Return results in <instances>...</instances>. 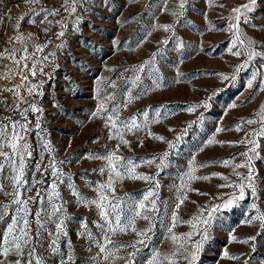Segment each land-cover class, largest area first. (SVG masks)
<instances>
[{"label":"rangeland","instance_id":"rangeland-1","mask_svg":"<svg viewBox=\"0 0 264 264\" xmlns=\"http://www.w3.org/2000/svg\"><path fill=\"white\" fill-rule=\"evenodd\" d=\"M179 2L86 0L78 2L76 13L70 14L61 7L64 0L31 3L0 0V141L10 139L12 123H16L18 131L20 124H27L28 131L22 135L32 150V157L26 158L29 180L43 178V187L47 188L53 179L51 170L43 177L41 172L53 160L67 174L58 191L61 202L67 201L68 235L60 237V254L54 255L48 248L49 239L45 234L43 247L37 246L36 250L44 264H60L61 256L68 255L72 256L68 264H125L129 252L134 253L132 264H147L154 250L170 253L173 249L165 236L168 235L166 229L171 226L177 197L184 194L177 192L182 178L192 190H186L187 199L179 209V219L173 228L177 235L197 230L202 234L205 226L194 220L199 215L198 210L223 203L237 190L219 185L239 183L241 177L247 175L248 168L235 169L240 176L235 175L234 165L245 162L240 154L248 151L251 145L228 142L245 139L246 133L259 132L262 127L257 113L264 105V91L260 90L264 82V60L257 57L237 72V66L245 62L246 56L237 57L229 52V48L238 50L239 45L233 48L232 33L225 29L230 23L232 8L248 0H186L184 9L179 8ZM42 9H60V14L48 16L47 20L53 21L49 25ZM247 17L248 22L241 21L239 26L247 38L259 42L256 50L264 52V0H257ZM33 20L36 23H32ZM55 21H63L66 27L62 28ZM160 25H169V30L165 31ZM61 30L65 31V36L57 39L55 33ZM18 35L25 39L15 40ZM29 35L31 39L27 38ZM33 41L50 42L40 53L35 52ZM61 43L64 47L57 48ZM25 47L28 54L35 52L33 59L55 52V57H49L43 65V72L48 75L39 71L40 65L33 77L23 68L24 61L16 64L15 60L25 55ZM12 50H16L15 60L9 58ZM27 63L30 69L32 59ZM254 73L256 79L249 88L248 81ZM221 74L235 76V79L223 80ZM23 76L28 77L27 82L23 81ZM41 81L42 86L30 95L27 89ZM129 94L132 95L130 102ZM105 97L112 99L104 100ZM101 100H104L106 111L92 115ZM33 103L42 111L24 112ZM233 104L236 107H232ZM108 115L116 120V129L107 121ZM133 117L141 127L129 132L119 122H130ZM249 119L256 123L243 122ZM37 121L40 128L36 127ZM237 124L242 130H236ZM217 128L224 130L217 132ZM117 131L123 133L124 139L130 142L128 145L118 138L110 139ZM251 138L259 145L258 156L250 162L256 196L246 189L244 200L214 215L207 226L208 239L204 241L196 264H264V224L259 219L243 223L249 217L264 214V137ZM210 139L217 142L209 144ZM44 143L50 145L51 151L43 147ZM3 150L11 153L8 147ZM109 151L130 159L137 165L138 174L154 178L153 182L124 178L116 184L115 197L128 215H131L128 209L133 201L140 200L149 189L156 193L150 199H156L158 209L156 213H147L154 216L155 224L149 238L137 237L131 230L112 236L116 246L109 247L113 251L120 245L145 240L135 249L121 248L116 253L125 260H104L103 254L96 256L97 246L78 234L84 231L82 223H87L92 234L100 238V229L94 222L102 221L95 206L77 204L67 186L71 183L85 197L95 199L97 183L108 179L98 171L106 167L107 161L89 157L103 156ZM165 152L168 153L165 164L158 168L159 157ZM153 157L157 159L146 162ZM193 160L197 166L195 175L208 176V179L188 181L185 174L190 171ZM226 160L227 165L223 163ZM0 163L8 161L0 158ZM37 163L41 164L40 172L35 171ZM12 175L7 168L0 173V183L7 192L12 191L9 179ZM222 177H227V181ZM156 182L158 187H155ZM40 187L35 185L27 195H33ZM10 200L11 196L0 192V204ZM253 203L256 209L251 207ZM38 207L30 205L33 212ZM9 213L15 214L11 208ZM204 215L206 217L207 213ZM183 221L197 223L198 229ZM146 226V221L136 220L138 231ZM5 228L6 222H0V235ZM48 228L54 231V225L48 224ZM193 239L198 241L200 236L194 235ZM178 264L186 262L180 259Z\"/></svg>","mask_w":264,"mask_h":264},{"label":"snow or ice","instance_id":"snow-or-ice-1","mask_svg":"<svg viewBox=\"0 0 264 264\" xmlns=\"http://www.w3.org/2000/svg\"><path fill=\"white\" fill-rule=\"evenodd\" d=\"M31 2H38V0H28ZM78 2H86V0H64L62 4V8L65 11H68L70 14L76 13L77 9L75 5ZM186 0H180L179 8L184 9ZM257 0H248L247 3H244L240 6L234 7L231 10L232 15L229 17L230 23L225 31H229L232 33V40L230 43L233 45V48H237L238 50L233 51L232 48H229V52L237 57L246 56V60L243 64L238 65L236 71H241L245 67L249 61L259 57L264 60V52L257 51L256 48L259 47V42L247 38L243 31L240 28V23L243 21L244 23L248 22L247 13L251 12L256 5ZM223 6V5H220ZM44 12V20H47L48 16H57L60 14V9H42ZM37 15L39 13H36ZM175 14V13H173ZM32 23H36V21H31ZM43 22V21H41ZM47 23L51 25L53 21L47 20ZM55 23L60 24L61 27H66V24L63 21H55ZM159 27L163 28L165 31L169 30V25H160ZM45 32L48 31L47 28L44 29ZM57 39L65 36V31L61 30L55 33ZM31 39L29 35L27 37ZM15 40H23L25 37L23 35H18L14 38ZM247 41V43H246ZM45 42L44 44L37 43L33 41V46L35 48V52L43 53L44 48L47 47L49 43ZM163 43H167L164 41ZM63 43L57 45V48H63ZM245 49V50H240ZM7 51V49L5 50ZM15 51L9 53V58L15 60ZM23 52L25 55L20 57V60H15L16 64L19 65L21 61H24L23 68L30 71L33 77L37 74V66L40 65L39 71L48 75V73L43 72V65L45 61L49 60V57H55V52H50L44 54L42 57H38L33 59L35 56V52L32 54L27 53V47L23 48ZM32 59V66L29 69L27 61ZM142 67V66H141ZM140 69H138L139 71ZM222 75L223 80L235 79V76L228 77L227 75ZM23 81L27 82L28 77L23 76ZM139 79V77H137ZM256 79V74L254 73L252 79L248 81V87H253V80ZM43 82H39L38 84H32L27 90L29 94H33V92L42 86ZM20 85L17 86L19 88ZM260 90L264 91V82L260 85ZM37 94H41L38 93ZM21 101H23V97H20ZM112 99V97H105L104 100ZM132 99V95L129 94V102ZM104 100L98 105L97 111L92 113V115H99L100 113L105 112V104ZM207 107V105H204ZM232 107H236L235 104ZM32 112H41L42 110L36 106L35 103L30 105V109H25L24 112L27 111ZM192 109L190 108L189 111ZM23 116L24 113H21ZM146 115V114H145ZM257 115L260 116V122L262 127L259 132L253 131L252 133H246V138L240 141L228 142V143H239V144H248L251 145L248 151L241 153L245 157V162L234 165V174L240 176L239 173L235 172L237 168H248L247 175L241 177L239 183H225L219 185V187H230L234 188L237 191L234 192L227 200H224L221 204H213L210 206L203 207L199 209V215L194 217V220H198L199 224H203L205 226V231L201 234L198 230L194 232H188L183 235H177L173 232V228L176 226V223L179 219L178 212L181 205L187 199L186 190H192L188 187V183L183 181L181 185L177 188L178 193H184L183 195H178L177 203L174 206V209L171 213V226L166 229L168 235L165 236V239L169 240L173 245V249L170 253H162L159 249L154 250L152 257L148 260L147 264H178V260L183 259L186 264H196L198 259V255L200 250L203 247L204 241L208 239L207 236V226L210 221L214 218V215L221 211V209H228L232 207L234 204L242 201L246 198V189L250 190L251 195L253 197L256 196V186L254 183L255 177L253 176V169L251 166V161L253 158L258 156L257 148L259 145L257 141L252 139V136H261L264 137V105L261 106V110ZM26 119V117H25ZM107 121L111 122V127L113 129L117 128V122L113 118L112 115H108L106 117ZM247 124L256 123L255 120L249 119L243 121ZM120 125L126 128L129 132L140 129V125L137 123L136 119L133 117L130 122L128 121H120ZM6 127V126H5ZM12 134L10 139L0 141V158L8 161L7 164L0 163V173L4 172L7 168L10 170L13 175L9 178L12 191H5V187L2 183H0V192H3L5 195L11 196V200L7 204H0V222H6V228L2 231V235H0V264H44L43 257L36 255L37 246L43 247V242L45 239V234L49 239L48 248L51 253L54 255L60 254V249L58 246V241L61 236L67 237L68 233L66 230L65 219H70L66 213L67 201L61 202V194L58 191V186L60 183H64V178L67 174H65L62 169L57 167V162L50 161L47 165L44 166V171L41 172V177H43L48 170H51V176L53 177L52 182L48 185L47 188L43 187L45 184V180L43 178L36 179L33 178L29 180L28 178V166L26 164V158L32 157L31 146L25 140L22 135L23 132L28 131L27 124H20L19 131L17 130L16 123H12ZM37 128H40V122L37 121ZM222 128H217L216 131H223ZM236 130L240 131L241 125H236ZM151 135V133H149ZM118 138L120 142L124 145H128L130 142L124 139L123 133L117 131L115 137ZM156 139L162 140L163 137H155ZM179 139V137H178ZM214 142L213 139L208 141L209 144ZM219 143H225L220 141ZM8 147L11 149V153H5L4 148ZM44 148L51 151V147L48 143H44ZM119 145H117V150ZM168 153L165 152L163 157H159L160 164L157 165L158 168H162L165 164V159L167 158ZM89 158L92 159H104L107 161L106 167H101L98 169L102 174H106L108 179L104 182H98L94 191H96L97 196L95 199L87 198L83 194H81L73 184L69 183L67 186L71 190V194L76 198V203L83 206H95L98 210L100 221L102 222H94L96 223L97 228L100 229L101 236L100 238L95 237L92 232L88 229L87 223H82L81 227L83 228V233H78L79 235L85 236L89 241L97 246L99 252L96 256L102 255L104 260L112 259H121L125 260L123 256H117L116 253L120 251L121 248L130 247L135 249L137 244L143 245L145 240L140 239L134 243L128 245H120L116 247L115 251L112 250L109 246H116V242L112 239V236L117 232L127 233L131 230L137 237L149 238V233H151L155 227L153 223L154 216H150L147 213H156L158 211L156 207V199H150L156 196V193L149 189L146 191L142 198L138 201H133V204L129 207L128 212L131 215L125 213L121 204L117 202V198L115 197L116 184L119 181H122L124 178L128 179H139L148 182H153L154 178L144 175L138 174L136 172L137 165L134 164L130 159H126L124 157H120L116 155V151H109L107 154L93 155ZM43 160V156L40 157ZM157 157H153L152 160L146 161L147 163H152ZM60 164L64 163V161H60ZM227 165L229 162L226 160L223 162ZM205 165H199V167H203ZM35 171H41V164L37 163L35 166ZM196 165L194 160L190 163V171L185 175L188 178V181H193L197 179H208V176H196ZM107 169V170H106ZM219 175V174H213ZM227 181V177H222ZM41 185L40 188L36 190L33 195H27L28 192L31 191L35 185ZM89 187L92 185L89 184ZM158 182L155 183V187H158ZM23 189V192L21 191ZM50 189V190H49ZM198 191V190H196ZM201 195H207L206 193H200ZM217 197H213L216 199ZM222 199V198H221ZM31 204H36L39 207L37 210L33 212L30 208ZM14 206V207H13ZM253 209H256V205L253 203L251 205ZM12 209V212L15 214L10 215L9 209ZM205 213L207 216L205 217ZM29 217H32L30 220ZM142 219L147 222V226L142 230H137L136 228V220ZM253 219H259L262 224H264V214L259 216L249 217L247 220L243 221V223H251ZM10 220V222H7ZM184 223H189L192 225L193 229H198V224L193 223L192 221H183ZM163 223V221H161ZM48 224L54 225V231L49 230ZM199 235L200 240H194L193 236ZM70 246L71 242H67ZM225 257H228L229 254L227 251L224 253ZM93 257V259L96 258ZM129 259L125 260V264H132L131 258L134 257V253H128ZM235 258V257H230ZM72 260V256L68 255L67 257L61 256L60 264H68L69 261Z\"/></svg>","mask_w":264,"mask_h":264}]
</instances>
